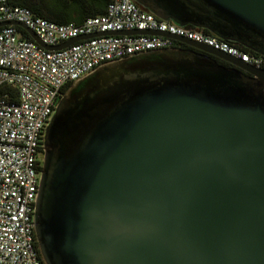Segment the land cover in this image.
<instances>
[{"label": "water", "instance_id": "water-1", "mask_svg": "<svg viewBox=\"0 0 264 264\" xmlns=\"http://www.w3.org/2000/svg\"><path fill=\"white\" fill-rule=\"evenodd\" d=\"M264 56V0H135ZM167 47L101 64L44 132L35 233L45 264H264V68L160 30ZM230 65L220 63L218 59Z\"/></svg>", "mask_w": 264, "mask_h": 264}, {"label": "built area", "instance_id": "built-area-1", "mask_svg": "<svg viewBox=\"0 0 264 264\" xmlns=\"http://www.w3.org/2000/svg\"><path fill=\"white\" fill-rule=\"evenodd\" d=\"M11 20L24 22L49 45L101 31L160 30L263 66L260 55L202 30L162 20L135 0H112L105 13L82 23H57L0 0V23ZM26 32L17 25L0 26V264H45L36 240L35 204L45 128L66 86L108 61L177 42L166 35L103 34L49 50Z\"/></svg>", "mask_w": 264, "mask_h": 264}, {"label": "trees", "instance_id": "trees-1", "mask_svg": "<svg viewBox=\"0 0 264 264\" xmlns=\"http://www.w3.org/2000/svg\"><path fill=\"white\" fill-rule=\"evenodd\" d=\"M7 2L12 6L27 7L35 15L44 17L57 23H82L88 17L105 13L112 0H7ZM17 28L28 35L23 27L17 25ZM200 30L207 34H212L210 30L205 28H201ZM227 41L245 51L256 55V52L238 42L229 40ZM174 47L190 48V46L180 41H177ZM217 59L220 63L230 65L228 62L222 59ZM70 85L71 84H68L64 91L67 90Z\"/></svg>", "mask_w": 264, "mask_h": 264}, {"label": "flooded vegetation", "instance_id": "flooded-vegetation-1", "mask_svg": "<svg viewBox=\"0 0 264 264\" xmlns=\"http://www.w3.org/2000/svg\"><path fill=\"white\" fill-rule=\"evenodd\" d=\"M190 28H194V29H197V30H200L198 29L197 27H194V26H190ZM213 35V34H211ZM255 52V51H254ZM259 54L258 52H256V55ZM262 58L264 57L263 55L259 54ZM261 68H264V59H263V66Z\"/></svg>", "mask_w": 264, "mask_h": 264}]
</instances>
